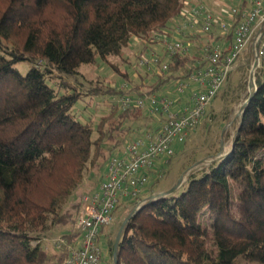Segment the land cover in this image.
I'll return each instance as SVG.
<instances>
[{
	"label": "trees",
	"instance_id": "trees-1",
	"mask_svg": "<svg viewBox=\"0 0 264 264\" xmlns=\"http://www.w3.org/2000/svg\"><path fill=\"white\" fill-rule=\"evenodd\" d=\"M186 1L0 0V264L62 263L65 253L51 255L42 243L57 228H67L69 241L79 237L69 230L82 203L70 198L83 190L86 171L96 187L104 176L94 177L110 156L161 118L146 108L121 110L122 85H86L80 68L122 57L135 38H145L144 52L172 27ZM198 57L194 50L168 59L167 70L159 64L153 84L110 66L134 95L161 94L162 85L187 76ZM23 62L26 73L17 67ZM147 74L136 75L144 80ZM255 83L222 158L167 196L148 200L154 193L148 184L123 227L118 264H264L261 73ZM88 99L103 111L88 114ZM122 205L135 208V202ZM204 212L210 226L200 222ZM106 242L113 263L115 239Z\"/></svg>",
	"mask_w": 264,
	"mask_h": 264
},
{
	"label": "built area",
	"instance_id": "built-area-1",
	"mask_svg": "<svg viewBox=\"0 0 264 264\" xmlns=\"http://www.w3.org/2000/svg\"><path fill=\"white\" fill-rule=\"evenodd\" d=\"M181 10L171 22L172 27L148 44L152 57L139 62L148 68L161 64L162 70H167L168 59L197 50L199 57L193 70L176 85L178 98L167 94L134 95L127 83L122 84L125 92L116 100L121 110L146 108L147 113L160 116V121L138 137L128 138L125 147L110 156L104 179L81 199L74 223L79 237L69 241L63 233L45 239L65 253L61 264H101L97 242L101 229L115 223L114 215L122 202H135L132 211L138 210L149 183V171L157 167L156 162H168L175 155L201 123L207 105L241 64L249 70L250 95L255 89L258 69L264 61V0H187ZM137 40L140 45L146 43L145 38ZM187 91V99L181 98Z\"/></svg>",
	"mask_w": 264,
	"mask_h": 264
},
{
	"label": "rangeland",
	"instance_id": "rangeland-1",
	"mask_svg": "<svg viewBox=\"0 0 264 264\" xmlns=\"http://www.w3.org/2000/svg\"><path fill=\"white\" fill-rule=\"evenodd\" d=\"M202 38L204 39L205 36H202ZM139 42L140 40H137V38L134 39L126 49H123L121 54L122 57L111 58L112 62L109 64H103V62L99 60L95 63L82 66L80 68V74L83 76L86 85L91 82L93 85L111 84L114 87H121L122 84L128 83L125 79L118 78V74L110 66L113 63L119 65L120 70L127 71L130 80L137 83L144 82V84H153L157 79V75L161 74L162 71L156 64H152L150 68L141 65L139 61H141L142 58L150 59L152 57V51L145 48L144 52H142L143 45H140ZM28 66L29 64L26 62L17 65L23 73L28 71ZM245 67H247L245 64H241L239 68L233 72L231 80H226L217 95L214 96L213 100L207 105L205 114L197 129L190 132L185 143L176 149L177 151L175 155L172 156L168 162H156L158 163L157 167H155L156 171L153 170L148 183L149 186H152L153 192H167L172 189L181 178V186H184L190 174L198 173L197 171L206 168L210 164L209 160L220 159L223 157L220 154L221 152L223 153L222 155H225V153L230 150L231 142L234 134H236L234 121L239 120L240 108H242V105L246 101V95H250L249 83H247L249 70ZM258 70L257 75L261 73L264 77V61L262 68ZM146 71L148 74L144 80L138 78L139 76L136 75L144 74ZM179 80V78H171L162 85L161 90H159L158 93H164L170 97L178 98L179 95L176 94L175 87L179 84ZM186 93V96H181V98L187 99L189 91ZM95 101L96 100H90L91 103L87 106L88 114L91 112L94 113V111L99 114L103 111V106H100L99 109L96 110ZM158 123L159 122L156 124ZM121 148L123 149L124 146ZM202 159H204V162L195 165ZM106 164L100 169V173L94 177L95 179L103 177L106 174ZM193 167L195 168L194 171L192 169ZM90 172L91 170L86 171L85 178H83L85 179L84 188L80 195L78 196L77 194H74V196L70 198V201L74 197H79V200L81 201L83 195L88 194L86 191H88L92 185L89 179ZM180 187H178L177 191H179ZM233 188V194H236L237 188L235 186ZM126 209V206L120 205L114 215L116 223L103 228V232L107 234L109 239L114 240L117 238L120 227H122L123 222L131 212V208H129V211H127L128 213H123ZM200 222L204 226H210L211 219L208 212H204V214L201 215ZM66 229L59 230L57 228L53 230V233L50 236L61 235L65 233ZM69 231L74 233V225ZM106 240L105 234H101L99 241H97L102 252L101 264H114V260L113 263H111V255L109 256L108 254V244ZM43 242L44 243L42 244H44L51 255H54L57 252L52 240H46Z\"/></svg>",
	"mask_w": 264,
	"mask_h": 264
},
{
	"label": "water",
	"instance_id": "water-1",
	"mask_svg": "<svg viewBox=\"0 0 264 264\" xmlns=\"http://www.w3.org/2000/svg\"><path fill=\"white\" fill-rule=\"evenodd\" d=\"M255 91H256V86H255L254 91L251 93V95H248L249 98H248V99L246 100V102L244 103L243 108L249 103V101H250V99L253 97L252 95L255 93ZM242 110H243V109H242ZM242 110H241V112H242ZM221 151H223V150H221ZM220 154H223V153L221 152ZM203 160H204V159L198 161V163H196L195 165L204 162ZM192 169H193V171H194L195 168L193 167ZM181 185H182V178H181V179L179 180V182H178L174 187H172V189H170L169 191H167V192H163V193H155V194H152L150 197H148V200H153V199H156V198H158V197H160V196H167V195H169V194H172V193L176 192V191L178 190V187H180ZM136 211H137V210L131 211V212L128 214L127 218H126L125 221L123 222L122 227H120V230H119V232H118V234H117V238L115 239V243H114V253H113V254H114V264H118V260H117V251H118V246H119V240L121 239V237H122V233H123V230H124L123 227H125V225H126L127 222L129 221V219L133 216V214H135Z\"/></svg>",
	"mask_w": 264,
	"mask_h": 264
},
{
	"label": "crops",
	"instance_id": "crops-1",
	"mask_svg": "<svg viewBox=\"0 0 264 264\" xmlns=\"http://www.w3.org/2000/svg\"><path fill=\"white\" fill-rule=\"evenodd\" d=\"M245 68H247V67H245ZM232 74H233V73H232ZM232 74L229 76V78H228L227 81H230V80H231V78H232ZM98 185H99V184H97L96 187L94 186V188H90V189H88V191H86V192H87V193H89V192H90V193L93 192V190L97 189ZM153 194H155V192H154ZM123 213H125V211H124ZM115 223H116V222H115ZM101 234H105L106 239H107V240L109 239V238L107 237V234H106V233L101 232Z\"/></svg>",
	"mask_w": 264,
	"mask_h": 264
}]
</instances>
